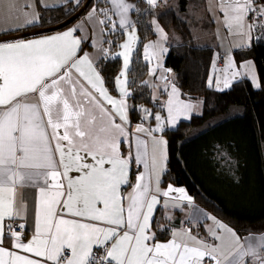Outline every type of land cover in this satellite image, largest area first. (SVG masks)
<instances>
[{"label": "snow or ice", "instance_id": "6c2138e0", "mask_svg": "<svg viewBox=\"0 0 264 264\" xmlns=\"http://www.w3.org/2000/svg\"><path fill=\"white\" fill-rule=\"evenodd\" d=\"M107 2L111 8L93 7L86 19L91 21L95 17L96 25H110L108 29L99 28L94 44H103L100 38L116 31L117 26L127 33V40L119 45L122 51L115 54L123 57V69L115 78L121 94L119 99L108 93L104 78L89 54L78 55L82 40L74 33L79 26L37 39L0 37V264H244L246 256L251 257V264H264V252L260 251L264 249V235L256 238L259 243L255 245L251 243V236L246 237L248 246L245 248L235 231L219 222L218 227L231 234L234 250L226 247L223 235L212 230L210 234L219 243H209L193 235L191 228L171 229V239L156 240L150 221L159 199L152 194L150 185L154 180L155 191L161 192L160 176L167 159L168 143L162 135H154L163 133L166 127L165 118L159 114L154 116L157 121L154 128H146L143 123L135 125L136 133H146L151 138L149 151V141L137 136L134 156L143 164L148 179L145 180V173H139L132 185L133 191L126 196L121 193V186L129 184L128 172L133 158L132 152L124 155L120 150L121 137L129 135L127 72L132 45L139 39L129 14L140 10L128 0ZM157 2L147 0L153 7ZM215 2L226 27L235 28L234 34L247 36L238 46H250L252 40L264 37V33L251 35L254 29H264V3L256 0ZM74 3L79 7L81 0ZM32 7V12L23 14V23L0 25V33L41 27L34 0ZM18 11L16 0H0V14L7 13L6 21H19V15H14ZM152 23L161 37L167 39L164 29L156 21ZM129 28L133 31L128 32ZM158 44L159 41L149 42L145 52ZM166 51L161 46L159 52L153 51L152 55L158 58ZM100 53L101 58L106 59L109 49L101 47ZM216 56L219 59V53ZM225 60L223 71L233 69V79L241 76L234 57L228 55ZM242 68L243 76L257 82L252 61H244ZM155 71L153 68L152 74ZM223 83L225 88L231 86L228 77ZM177 91L172 85L166 105L167 121L172 125L179 116L195 107L175 98ZM143 111L144 119L152 115L148 109ZM86 157H91L93 162H86ZM73 171L81 175L70 176ZM26 186L39 190L35 232L27 243L22 232L14 231L12 223H5L6 218L21 217L24 206H18L17 196L18 190ZM173 192L189 202L192 200L185 189L172 185L162 194L167 197ZM168 206L165 201L164 207ZM16 226L25 227L24 224ZM6 235L13 239L11 249L3 247ZM21 251L26 254L22 255ZM27 254L45 260L33 259Z\"/></svg>", "mask_w": 264, "mask_h": 264}, {"label": "trees", "instance_id": "16d2710c", "mask_svg": "<svg viewBox=\"0 0 264 264\" xmlns=\"http://www.w3.org/2000/svg\"><path fill=\"white\" fill-rule=\"evenodd\" d=\"M260 1L264 3V0ZM84 2L82 0L79 7L70 1L41 7L42 26L27 27L24 31L58 25L75 14ZM189 2L179 0V10L171 8L158 13L146 0H136L140 11L134 10L132 16L139 39L127 72L131 90L130 117L132 121L141 120L144 106L165 113L161 102L153 97L151 86L145 83L150 65L142 49L144 41L154 35L152 18L156 16L165 30L176 31L181 36L180 42L170 44L165 66L174 73L175 82L185 98L202 101L200 113L164 130L168 143L162 184L183 186L196 203L226 221L240 236L263 233L264 37L234 51L238 64L248 60L254 62L259 86L250 78L242 77L229 88L219 90L209 85L216 48L195 45L190 22L180 15L187 11ZM94 3L92 0L87 10ZM99 3L108 5L104 1ZM105 26L108 29L110 25ZM253 33L254 37L262 36L264 29H254ZM125 37L126 32L117 27L116 31L106 33L105 42L114 52ZM98 68L105 85L117 95L115 78L123 68V58L111 54L100 59ZM151 120L154 121V116ZM135 174L133 171L132 181ZM166 222L160 206L153 220L157 238L164 239L170 234Z\"/></svg>", "mask_w": 264, "mask_h": 264}, {"label": "crops", "instance_id": "0c3cea01", "mask_svg": "<svg viewBox=\"0 0 264 264\" xmlns=\"http://www.w3.org/2000/svg\"><path fill=\"white\" fill-rule=\"evenodd\" d=\"M69 1L74 3V0H34V7H35V11H37L40 14V9H41V7H44V4H47L48 7H52V6H58V5L64 4V3L69 2ZM100 1L107 2V0H95V3L93 4V6L89 10H87V12L83 16H80L72 24H70L69 26H67L63 29L52 31V32L41 33V34H37V35H32V36H27V37L13 38V39H8V40L37 39V38H41L43 36L53 35V34L58 33V32H64L70 28H73L75 26H79L78 30L74 33L75 36L80 37L82 40V43L80 45V51L78 52V55L83 56V54L85 52L88 53L90 58L93 59V63L95 64L97 70L100 72V70L98 68V62L100 61V59H102L101 53H100V48L101 47L107 48V47L104 45V43L103 44H100V43L94 44L93 42L98 39L99 28L100 27L106 28V26L105 25H103V26L96 25L95 24V17L91 21L86 19L88 13L91 12L93 7H96L97 9L111 8V4L108 2H107L108 5H101L100 3H99L100 5H98V2H100ZM128 2L136 5V0H128ZM16 3H17V7H18L19 11L14 13V15H19V21L15 20V19H12L10 21H6L5 16L7 15V13H3V14H0V25H4V26L12 25V26H14L15 23H17V22L23 23L24 18H25L23 14L24 13H30L33 11V7H32L33 0H16ZM133 11H131L129 14L130 19L132 21H133V16H132ZM109 15H112V13H109ZM101 18H103V17L101 16ZM114 18L116 20H118L117 16H114ZM24 30H26V28H24L20 31H10L7 34L22 32ZM127 31L131 32V31H133V29L129 28ZM135 33H136L137 37L139 38V35H138L136 28H135ZM7 34L0 33V36H5ZM104 36L100 39L104 40ZM85 37H87V39H85ZM127 38L128 37H127V33H126V37L122 41L121 44H123L127 40ZM137 43H138V40L135 41L132 45V51L130 54V64H131L132 54H133V52L137 46ZM121 51H122V49L120 47L118 49H116L114 52L110 51L108 57L111 54H116V53H119ZM217 53H219V59L216 56ZM216 54H215L214 61L212 63L211 72H210V76H209V80L210 79L212 80L211 86H213L219 90H221V89L224 90V89L229 88V87H227V88L224 87L223 81H224L225 77H228L231 80V84L233 82L241 79L242 77H245V76H243V72H244V69L242 68L243 62L240 64H238L236 62V69L240 71L241 76L233 79L231 76V72L233 71V69H229L228 71H223L225 69L224 56L222 55V52H220L218 48H216ZM147 60L149 61V59H147ZM149 63H150V61H149ZM252 63L255 67L254 62H252ZM213 64H215V68H213ZM168 70H170V71H168ZM255 71L257 73L256 67H255ZM75 75L76 74L74 73V76ZM101 76H102V74H101ZM146 77H150V82H148V84L152 88L153 97L156 100H158L159 102H161L162 106L164 107L165 113L161 112V114H162V117L166 118V124L168 125V127H170L171 124H169L167 121L168 112H167V106L166 105H167V101H168L170 95L172 94V85H175V88L178 90L175 98H178L180 101H184L185 103L190 102L193 105L197 104L195 109H192L186 115L179 116L176 123H175L176 125L181 120H183V118H185L186 116L191 117L193 114L200 113L202 111L201 99L185 98L181 94V91L175 82L174 73L171 71V69H169L168 67L165 66V61H164L163 65H161L160 69L155 71V74H152V68L150 66L149 72H148ZM162 77H166L167 79H162ZM248 78H250V77H248ZM257 78H258L257 82H254L250 78L254 82L255 85H256V83H259L258 73H257ZM80 80L82 83L85 84L86 87L89 88V90H92L91 86L87 85V82L84 81L83 78H80ZM217 81H219V83H217ZM155 84H157V88L154 87ZM104 87H106L108 89V93L111 96L116 97L117 99L120 98L121 94L119 91H118L117 95L111 93L109 88L105 85V82H104ZM127 88H128V91L131 95V90H130L128 85H127ZM117 90H118V88H117ZM155 90H157L160 97H158V98L155 97V95H154ZM92 91H93V94L96 95L95 91L94 90H92ZM130 95L126 98L128 106H130ZM99 99H101L102 103H104V105L106 107H110L107 105L106 101H103V98H99ZM143 109H144V107H143ZM193 110H195L194 113H193ZM128 116H129V124H128L127 128H128L129 135L127 137H121V144H120V150L124 155H127L129 152H132V154H133V158H132V161H131V164L129 167V172H128L129 184L121 186V193L125 196L127 193L133 191L132 185H134L136 183L137 176L139 173H145V180L147 181V179H148L147 172H146V169L144 168L143 164L138 163L134 158L135 150H136V143H137V136H139L141 139L148 140L149 141V145H148L149 151L151 150V138L148 137L146 133H136L135 132V125L138 123H144V126L146 128H149V126H147L146 121L145 120L143 122L140 120L139 121H132L131 117H130V113H129V107H128ZM117 122L119 123L120 121L117 120ZM155 122H156L155 119H154V121H150L151 124L152 123L154 124ZM81 155H84V154L81 153ZM86 162L92 163L93 162L92 158L86 157ZM166 162H167V159H166ZM105 166L107 167L108 165H105ZM165 169H166V163H165L163 172L160 176L159 188L161 189V192L155 191L154 180H153V183L150 185V190H151L152 194L157 195V197L159 199V203L157 205H155V210H154V213H153V215L151 217V221H150L152 232H154L156 234V231L153 227V220H154L157 208L161 206L163 208L164 214L167 218V222L165 225L168 226L169 232L171 229H188V228H191L193 235H196L199 238L205 239L209 243H219L220 241H218L215 237H213L210 234V230H212V231H215L217 233V235H223L226 247L228 249L234 250V241L231 237V234L228 233L227 231H225L223 228H219L217 225V222H219L220 224L227 225L229 228L233 229L235 231V233L240 237V244L244 245L245 248H247V246H248V241H246V239H245L246 237H249V236L252 237L251 243L253 245L259 243V241L256 238L261 236V235H264V232L263 233H250V234H247L244 236H240L236 232V230L231 225H229L226 221L212 215L209 211H207L204 207H202L201 205L196 203L193 199L191 200V202H189L186 199L181 198L179 193H175V192L171 193L167 197L163 196V194H162L163 191H166L168 189V186H169V185L164 186L162 184V176H163ZM133 171H136L134 181L131 180ZM69 175L74 177V176L81 175V173L73 171V172H70ZM172 186L174 188L185 189L183 186H178V185H172ZM186 194L188 196H190L188 194L187 190H186ZM165 201L168 202V204H169L168 207H164ZM124 203L126 206V204H127L126 199H125ZM17 204H18V206L20 204H23L24 207L21 209V217H17L14 219L17 220L18 222H20L21 224L25 225V227H24L25 232H23V234H24V242L27 243L28 240H30L32 238V236L34 235V232H35V221H36V216H37L38 207H39V190H38V188L34 187V186H26V187L19 189L18 190V196H17ZM173 204H175L177 206L172 207L171 205H173ZM168 217H171V219H168ZM213 218H215V219H213ZM8 221L9 220L6 218L5 223L7 224ZM5 232H6V229H5ZM169 239H171V233L164 239L157 238V236H156V240H158L159 242H166ZM12 246H13V239L11 237H7V235H6L4 240H3V247L11 249ZM94 250H95V248H94ZM260 251L264 252V249H260ZM21 254L24 255L26 253L21 251ZM27 255H30V257L33 259L45 260V258L35 257L34 254H27ZM244 264H251V257L246 256L244 258Z\"/></svg>", "mask_w": 264, "mask_h": 264}, {"label": "rangeland", "instance_id": "374dc122", "mask_svg": "<svg viewBox=\"0 0 264 264\" xmlns=\"http://www.w3.org/2000/svg\"><path fill=\"white\" fill-rule=\"evenodd\" d=\"M211 2L212 8L209 9V3ZM261 3V1H260ZM156 12L165 11L171 8H174L176 10H179V0H158L157 4L155 5ZM188 11L186 12H180V15L187 19L190 22L194 43L197 46H214L215 48H218L220 52H222V55L224 56V62H225V68H226V60L225 57L228 55H231L234 57V51L238 48H241L238 45H241L245 40H247V36H241L234 34L236 32V29L233 28L229 30L226 25L223 22V14L219 11V9L216 7L215 0H190L188 5ZM113 19L114 16H113ZM116 20V19H115ZM156 21L163 29L164 27L161 25V23L158 21L156 16L152 18V22ZM249 22H251V18L249 16ZM154 35L147 38V40L144 41L143 44V54L144 56H149V65L151 68H155L156 71L160 69L161 65H163L165 61V57L169 51V46L171 43H178L181 41V36L176 32L172 30H165V33H167V39H163L161 35L155 30V24L152 23ZM110 27V26H109ZM119 27V26H117ZM107 29V28H105ZM251 35L254 37V33L252 31ZM106 34L104 36V45L109 49L110 47L106 45ZM153 41H159V44L156 46L155 49H149L148 52H145V46L149 44V42ZM253 40L251 41L250 45L252 44ZM166 48L167 51L161 54L158 58L156 56L152 55L153 51L159 52L160 47ZM247 47V46H246ZM110 52V49H109ZM235 59V57H234ZM221 60V59H220ZM222 61V60H221ZM250 61V60H248ZM145 81L148 83L150 82V77H146ZM154 87L157 88V84L154 85ZM155 92V97H160L157 90ZM195 104V103H194ZM197 104L195 105V107ZM195 107L193 109H195ZM144 109H148L151 111L152 115H149L147 119H144L146 113L143 111L142 119L140 121H146L147 126L154 128L157 124V121L153 124L150 123L152 121V117L156 114H159L162 116L161 111H154L152 107L144 106ZM195 110H193L194 113ZM190 116H186L183 119H189ZM144 124V123H143ZM165 125L166 124V118H165ZM168 127V125L166 126ZM176 127V124L170 126V128ZM156 136H163L165 140L166 136L163 133H154ZM166 154H167V146H166Z\"/></svg>", "mask_w": 264, "mask_h": 264}, {"label": "water", "instance_id": "95a60500", "mask_svg": "<svg viewBox=\"0 0 264 264\" xmlns=\"http://www.w3.org/2000/svg\"><path fill=\"white\" fill-rule=\"evenodd\" d=\"M91 1L92 0H85V2L82 4V6L79 8V10L75 14H73L70 18H68L67 20H65L64 22H62L58 25H55L52 27H47V28H39V29L17 32V33H13V34H7L5 36H0V37H2L5 40H8V39H13V38H21V37L37 35V34H41V33H45V32H49L52 30L62 28L64 26L68 25L69 23H72L73 21H75L80 16H83L86 13Z\"/></svg>", "mask_w": 264, "mask_h": 264}, {"label": "built area", "instance_id": "2783aa9c", "mask_svg": "<svg viewBox=\"0 0 264 264\" xmlns=\"http://www.w3.org/2000/svg\"><path fill=\"white\" fill-rule=\"evenodd\" d=\"M257 3H260V0H256ZM8 223H12L13 225V230L16 231V232H25L24 228H20V227H17L16 225L18 224H21L20 222H18L17 220L13 219V220H9ZM7 223V224H8ZM6 232H7V228H6ZM96 251V249L94 250Z\"/></svg>", "mask_w": 264, "mask_h": 264}]
</instances>
